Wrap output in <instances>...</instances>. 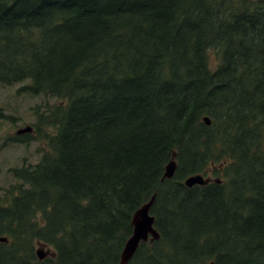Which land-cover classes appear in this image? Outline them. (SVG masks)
Listing matches in <instances>:
<instances>
[{
	"label": "trees",
	"instance_id": "trees-1",
	"mask_svg": "<svg viewBox=\"0 0 264 264\" xmlns=\"http://www.w3.org/2000/svg\"><path fill=\"white\" fill-rule=\"evenodd\" d=\"M27 78L56 101L0 196V264H118L152 195L127 264H264V0H0V83Z\"/></svg>",
	"mask_w": 264,
	"mask_h": 264
},
{
	"label": "rangeland",
	"instance_id": "rangeland-1",
	"mask_svg": "<svg viewBox=\"0 0 264 264\" xmlns=\"http://www.w3.org/2000/svg\"><path fill=\"white\" fill-rule=\"evenodd\" d=\"M209 65L211 67L215 65L212 51L209 53ZM30 83L29 78L19 82L0 83V196L18 183L19 179L14 175V170L37 162L42 151L48 148L45 137L36 133L34 126L38 116L34 109L38 107L42 110L45 102H55L56 99L41 92H31L28 89ZM25 125L33 128L28 140L23 142L10 140L15 136V131ZM204 176L215 177L210 170Z\"/></svg>",
	"mask_w": 264,
	"mask_h": 264
},
{
	"label": "water",
	"instance_id": "water-1",
	"mask_svg": "<svg viewBox=\"0 0 264 264\" xmlns=\"http://www.w3.org/2000/svg\"><path fill=\"white\" fill-rule=\"evenodd\" d=\"M205 124L209 125L210 120L208 116L203 117ZM32 131V127L27 125L19 128L15 133H29ZM175 153H172L170 160L167 162L164 173L161 180L169 179L173 176L176 169ZM210 181L218 182V178L211 179L205 177L202 174H192L184 179V185L191 187L193 185H204ZM154 195H152L146 202L140 205L131 216V234L125 240L118 264H127L132 258L133 254L142 242H153L159 238V232L154 226V216L150 212L151 205L153 203ZM1 242H6V238L0 237ZM38 259H43L45 256L51 255L52 252L49 249H45L40 246L36 249Z\"/></svg>",
	"mask_w": 264,
	"mask_h": 264
}]
</instances>
